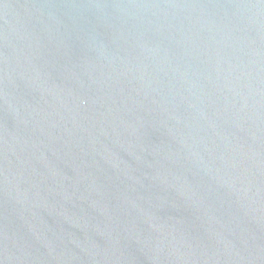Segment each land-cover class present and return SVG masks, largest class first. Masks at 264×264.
<instances>
[{"label":"water","instance_id":"95a60500","mask_svg":"<svg viewBox=\"0 0 264 264\" xmlns=\"http://www.w3.org/2000/svg\"><path fill=\"white\" fill-rule=\"evenodd\" d=\"M0 264H264V0H0Z\"/></svg>","mask_w":264,"mask_h":264}]
</instances>
